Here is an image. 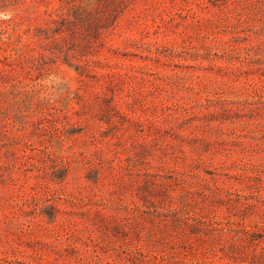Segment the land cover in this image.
I'll list each match as a JSON object with an SVG mask.
<instances>
[{
    "label": "rangeland",
    "instance_id": "obj_1",
    "mask_svg": "<svg viewBox=\"0 0 264 264\" xmlns=\"http://www.w3.org/2000/svg\"><path fill=\"white\" fill-rule=\"evenodd\" d=\"M4 10L0 264H264V0Z\"/></svg>",
    "mask_w": 264,
    "mask_h": 264
},
{
    "label": "clouds",
    "instance_id": "obj_2",
    "mask_svg": "<svg viewBox=\"0 0 264 264\" xmlns=\"http://www.w3.org/2000/svg\"><path fill=\"white\" fill-rule=\"evenodd\" d=\"M13 14L14 13L10 10L0 11V20H9L12 18ZM42 84L49 91L42 93L41 99L46 100L50 104L56 103L60 96L71 88V84L67 80L55 73L50 74L43 79ZM62 84H67V88H61L60 85ZM53 85L56 87L54 88Z\"/></svg>",
    "mask_w": 264,
    "mask_h": 264
},
{
    "label": "trees",
    "instance_id": "obj_3",
    "mask_svg": "<svg viewBox=\"0 0 264 264\" xmlns=\"http://www.w3.org/2000/svg\"><path fill=\"white\" fill-rule=\"evenodd\" d=\"M111 15H113V13L112 14L110 13V16ZM114 15H115L114 16L115 17L114 19H116L118 13H115ZM105 18H108V17H105ZM52 22L57 24V28L54 29V31H53L54 35L62 34L65 31H69V28L68 27H65L66 26V23H67V19L66 18H61L60 21H58L56 19H53ZM112 24H113V22H112ZM43 32L46 33L47 38H50V37L53 38V36H49L48 31L46 32V30H44ZM54 40H56V38H54Z\"/></svg>",
    "mask_w": 264,
    "mask_h": 264
}]
</instances>
